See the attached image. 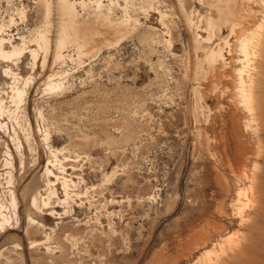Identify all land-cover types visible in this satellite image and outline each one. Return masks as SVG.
I'll use <instances>...</instances> for the list:
<instances>
[{
	"label": "rangeland",
	"instance_id": "1",
	"mask_svg": "<svg viewBox=\"0 0 264 264\" xmlns=\"http://www.w3.org/2000/svg\"><path fill=\"white\" fill-rule=\"evenodd\" d=\"M49 1L0 0V40L30 42L21 58L0 59V211L11 223L0 231V264H264V0H240L261 23L251 27L263 46L247 64L232 48L240 58L228 86L238 106L210 92L202 104L189 77L205 78L197 45L206 43L211 14L226 19L217 14L226 0H71L81 3L80 23L103 12L135 26L101 49L69 46L61 62L59 0L50 52L34 41ZM102 27L107 38L96 30L83 40L114 34ZM214 39L203 46L214 49ZM242 67L261 81L239 88ZM53 75L61 87L51 91ZM14 86L25 90L20 103ZM56 176L72 180L68 196Z\"/></svg>",
	"mask_w": 264,
	"mask_h": 264
},
{
	"label": "bare ground",
	"instance_id": "2",
	"mask_svg": "<svg viewBox=\"0 0 264 264\" xmlns=\"http://www.w3.org/2000/svg\"><path fill=\"white\" fill-rule=\"evenodd\" d=\"M223 2H222V4H224V6H223L224 8H222L223 10L222 9L218 10L217 14L222 19H223V17H225L226 19H223L220 22H215L212 14L210 17L207 18L206 31H208V38L205 41L206 43H203V44H206L207 46L212 45L213 39L218 36L219 40L217 39L218 43H217L216 47L214 49L211 47H207L209 49V50H207V48H205L206 46L204 47L203 44L201 43L202 41L197 45L198 46L197 52L199 50L198 53H200L202 51L205 54L204 63L206 62V64H205V67L203 68L205 71L204 73H206V74H204L205 78L203 79V82H201L200 81L201 79L199 80L195 76V73H193V72H192L191 76L189 74V77H190V80L192 79V82L196 83V85H197V87L194 89V94H195V97L197 98V100L201 101V103L204 100L211 97L210 95L212 94L211 98H215L217 100V102H222L223 100H230V101H232V104L234 105V102H235L234 98L236 97V95L234 94L235 93L234 90L228 86L229 85L228 80L230 78L232 79V77L230 75L231 70H229V68L231 69V67H233V65L237 62H238L237 64H247V63L251 62V60H253L252 59L253 57L251 58V56L256 55L258 50H261V47L263 46V44L261 43V40H260L261 38L259 39L258 36H256V32H255L256 30L253 32L252 31L253 27H251L255 24L254 27L260 28L261 23L256 22L255 17H257V16L254 17V15H252L250 13L247 14L246 11L243 10L242 4H241L242 1H240V0H226V2H225L226 4ZM245 2L249 3L248 0H246ZM251 2H253V1H251ZM45 3H44V8H45L44 10L46 11V18H45L46 19L45 20L46 26L45 25L44 26L46 28L42 31L41 30L37 31L38 36L34 41H36L38 43L39 50H42V51L46 52V54H48L51 50V39L49 36L50 30H48V29H51V27H52L51 26L52 25L51 19H52L53 10H54L53 9L54 0H50L49 2H45ZM80 4L81 3H78L77 1H71V0H59V2H58L57 6H58L59 14H60V19H61L60 22L61 23H60V27H59L60 32L58 31L59 36H57L58 38H57V41L55 44V46H56V48H55V50H56L55 51L56 62H61L64 59H66V57L64 55V51L67 48H69V46L77 45L79 48H83L85 46V44L92 42V43H97L98 49H101L102 45L107 47V46L113 45L114 43L115 44L119 43L121 41V39L126 36L128 31H130V28L135 26L134 25L135 23L133 24L132 19H124V20L120 21L119 23H117V22H114L108 14H103V12H99V14L95 16V18H92L88 21L80 23L79 19H78L79 14H78L77 8H76ZM219 8L220 7H218V9ZM182 10L184 12L183 8H182ZM225 12L227 14H225ZM21 16H22V19L26 18L25 13L21 14ZM251 17L253 18V20H251V22H250L249 19H251ZM185 18H186L187 22L189 23V25L191 26L193 23L191 18L189 16H187V14H185ZM11 22L13 23L14 19L11 20ZM101 26H103V27L106 26L107 28H109L110 31H112L114 33V34H112L110 32L111 33L110 36H112V37L114 36L115 39L113 37L112 39H114V40H112V39H111L112 41L109 40L111 37L108 35L109 37L106 40L101 39L99 41L98 37H94V39L91 38V40L88 38L83 40L82 34L93 35V33L96 30H98V34L100 35L102 30H99V29H101L100 28ZM107 28L105 29L106 32L109 31V29H107ZM224 29L229 31L230 35H227L226 37H224V33H223ZM124 31H125V33H124ZM217 33H218V35L215 36ZM71 34H75L77 36L74 39H72ZM103 34H101L100 36H103ZM257 34H258V32H257ZM231 35L235 36V38H236L237 44L235 46L230 43L229 37ZM105 36H103V38H107V35H105ZM259 37H261V36H259ZM8 43H10L11 50L6 52L5 45ZM29 43L30 42H27L24 39L22 45L17 46V45H14L11 41H7L4 39L0 40V59H4V60L9 61V60L15 59L17 57L21 58L24 55V53L27 51V49H28L27 45ZM233 44H235V43H233ZM261 44H262V46H261ZM233 47L239 48V49L238 48L237 49L241 51L242 58L239 57L240 55L236 56V58H235L236 53L233 52V49H234ZM205 49H206V51H205ZM226 49L229 50L228 51L229 58H226V56H225L224 51ZM240 51H238V52H240ZM31 52H32V55L34 56V60L37 61V57H38L37 51L32 50ZM198 53H197V55H198ZM200 54H202V53H200ZM238 57L240 59L236 60L237 62H235V59H237ZM197 59H198V57H197ZM46 63H47V56L45 57L44 65H46ZM258 69H260V68H258ZM244 73H245L244 68L238 69V70H236L237 79L235 78L236 76L234 77L237 81L236 84L238 83L239 88L242 87V90H243V88L247 87L245 84H250L252 86V85L258 84L261 81V79L259 80L260 75H258L260 73H258V74H254L255 72H253V74L249 73L252 75H248L246 73L248 76H246ZM201 74H203V73H201ZM55 77H56L55 75L51 76L50 82L48 83V88L51 91L57 90L61 87V84H55L53 82V78H55ZM212 78H215L216 81L213 82ZM210 81L212 83H211V86L209 87L208 84H210L209 83ZM237 85H236V87H237ZM252 89H251V91H252ZM209 92L211 93L210 95H209ZM238 92H239V94L243 95L242 92L241 93H240V91H238ZM252 94H251V96H252ZM24 96H25V90L22 91L16 86L13 87L12 100L14 103H18V102L20 103ZM244 96H247V95H243V99H241V100L245 101L246 103L245 102H242V103L247 105L249 97L247 96L248 98H246ZM237 97H238V95H237ZM238 98L240 99L241 96H239ZM235 104L238 106L237 102H235ZM233 105H231V106L233 107ZM196 108H198V107H196ZM199 108H202V107L199 106ZM4 109H5L4 106L0 105V112L1 113L4 112ZM202 110H203V108H202ZM220 113H224V112L221 111ZM7 165L11 166V168L13 167V163L10 161L7 163ZM49 166H50V163H49ZM49 166H48V169L46 170V173L48 176L53 174L50 171ZM56 179H57V181H59V180L62 181L63 187L65 188V191L67 192V196H68L69 190H67V189H68V186L70 185V183L72 182V180L68 179L67 177L60 178L58 176H56ZM52 184H53V182L48 180L47 187H50V186L52 187ZM11 195H12V206L14 207V210L16 211L17 210L16 199H15L13 193ZM38 195L39 196L38 197L36 196V198L33 200V203H32V206L34 207L36 212H38L37 210L40 209V207H41V206H39V198H42V195H41V193H39ZM54 195H56V194L50 193L48 195V197L51 198V196H54ZM43 200H44V198H43ZM50 200L48 199V201H50ZM43 202H45V200ZM43 202L41 201V203H43ZM48 203L44 204L42 207L47 206ZM50 203H49V205H51ZM51 207H52V205H51ZM3 210H4V207H2L1 211H0V216H1V218H0L1 219L0 231H1V229H4L3 231H5V228L7 226L11 225L10 219L3 213ZM40 211H41V209H40ZM56 214L57 213L53 208H51L49 210V216L50 217L53 218ZM109 215H111V214H109ZM15 216L17 217V213H15ZM32 221H33V219H32Z\"/></svg>",
	"mask_w": 264,
	"mask_h": 264
}]
</instances>
